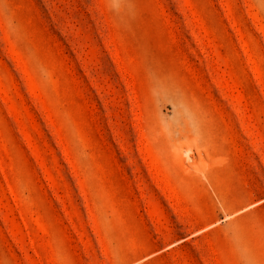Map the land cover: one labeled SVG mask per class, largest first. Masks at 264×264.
I'll list each match as a JSON object with an SVG mask.
<instances>
[{
	"label": "rangeland",
	"instance_id": "374dc122",
	"mask_svg": "<svg viewBox=\"0 0 264 264\" xmlns=\"http://www.w3.org/2000/svg\"><path fill=\"white\" fill-rule=\"evenodd\" d=\"M0 264H264V0H0Z\"/></svg>",
	"mask_w": 264,
	"mask_h": 264
}]
</instances>
